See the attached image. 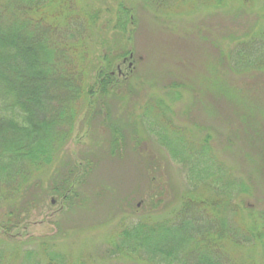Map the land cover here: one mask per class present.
<instances>
[{"label":"trees","instance_id":"trees-1","mask_svg":"<svg viewBox=\"0 0 264 264\" xmlns=\"http://www.w3.org/2000/svg\"><path fill=\"white\" fill-rule=\"evenodd\" d=\"M112 1L114 21L108 26L101 23L104 10L87 0H0V264H264V212L244 197L245 183L227 176L220 163L202 161L208 146L186 156L175 145L181 143L178 138L159 133L160 144L183 165L192 185L177 208L158 214V204L151 201L145 217L120 223L104 238L97 261L90 253L61 249L54 236L18 238L45 197L69 201L70 191L75 193L77 170L68 165L67 175L56 169L61 164L57 149L71 138L81 116L83 121L107 119V102L119 97L130 71L117 76L116 68L133 54L135 2L160 19L207 10L237 24L243 20L245 28L228 35L230 45L237 46L228 49L227 58L243 66L242 75L264 74V0ZM106 28L112 42L106 40ZM214 45L222 56L226 48ZM216 86L212 83L213 94L220 96ZM232 93L228 98L238 103L244 119L249 98L238 89ZM166 96L170 102L179 98ZM111 132L116 149L120 137ZM31 241L36 246L26 247Z\"/></svg>","mask_w":264,"mask_h":264},{"label":"rangeland","instance_id":"rangeland-1","mask_svg":"<svg viewBox=\"0 0 264 264\" xmlns=\"http://www.w3.org/2000/svg\"><path fill=\"white\" fill-rule=\"evenodd\" d=\"M87 2L104 10L101 23L108 21L112 26V0ZM135 6L133 63L120 65L123 73L130 72L115 90L119 97L107 102V119L99 115L83 121L81 116L71 138L57 149L61 164L56 169L67 175L68 165L77 170L75 193L70 191L69 201L45 197L17 231L23 242L28 237L54 236L61 249L75 254L84 251L97 261L104 238L120 223L132 224L145 217L151 201L158 204V214L163 208H177L181 195L192 185L157 133L178 138L181 143L175 145L186 156L194 155L199 145L208 146L202 161L220 163L227 176L245 183L244 197L255 210L264 212V74L242 75L243 66L227 58L228 49L237 46L230 45L228 35L245 28L243 20L237 24L224 13L207 10L160 19L141 2ZM105 33L112 42L110 29ZM214 43L226 48L222 56ZM129 62L132 66L127 69ZM211 82L222 90L216 98ZM173 85L177 89H171ZM232 89L249 98L245 123L238 103L228 98L235 95ZM173 94L179 98L168 101L166 95ZM248 94L255 99L251 101ZM114 129L120 137L116 149L112 147ZM197 166L205 168L204 162ZM215 174L211 175L214 180Z\"/></svg>","mask_w":264,"mask_h":264},{"label":"flooded vegetation","instance_id":"flooded-vegetation-1","mask_svg":"<svg viewBox=\"0 0 264 264\" xmlns=\"http://www.w3.org/2000/svg\"><path fill=\"white\" fill-rule=\"evenodd\" d=\"M129 60H132V56L131 55L129 56L128 60H124L123 61V65H125ZM131 62L133 63V60ZM131 62L128 63L127 69H129L132 66ZM116 71H117V76H125V73H123V71H121V67L120 66H118L116 68Z\"/></svg>","mask_w":264,"mask_h":264}]
</instances>
